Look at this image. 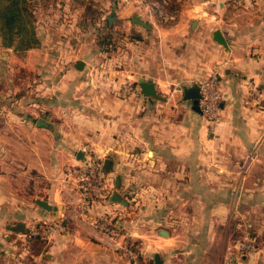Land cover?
<instances>
[{
    "label": "crops",
    "instance_id": "obj_1",
    "mask_svg": "<svg viewBox=\"0 0 264 264\" xmlns=\"http://www.w3.org/2000/svg\"><path fill=\"white\" fill-rule=\"evenodd\" d=\"M150 1L128 0L121 12L129 14L131 27H139L141 40L127 57L130 76L153 82L162 98L140 89L138 96L120 100L108 73L91 69L93 57H82V48L72 52L68 43L24 54L0 48V81L12 82L0 87V98L14 94L0 102V264L27 238L9 229L19 222L28 228L35 221H72L74 228L60 230L49 242L45 253L53 264H128L103 245L106 238L92 226L99 218L129 227L143 258L152 260L148 264H155L157 253L161 264H231V227L248 221L262 230L264 0H188L170 25L150 13ZM134 14L151 27L133 24ZM216 30L228 46L215 42ZM49 61L57 66L45 67ZM79 61L83 69L76 67ZM214 69L223 102L221 122L212 130L181 90ZM39 119L48 127H39ZM9 141L27 152L19 158L20 151L11 148L5 165L1 158L10 149L1 142ZM88 141L111 164L105 196L84 217L64 172L79 163ZM114 194L127 206L114 201ZM238 206L247 209L238 212ZM258 256L235 264H257Z\"/></svg>",
    "mask_w": 264,
    "mask_h": 264
},
{
    "label": "rangeland",
    "instance_id": "obj_2",
    "mask_svg": "<svg viewBox=\"0 0 264 264\" xmlns=\"http://www.w3.org/2000/svg\"><path fill=\"white\" fill-rule=\"evenodd\" d=\"M157 1L160 0H151L149 6L147 7L151 14L156 15L151 7L152 2ZM127 2L128 0H32L36 20V30L41 40V44L38 47H48V45L51 44L54 50H56V46L63 47L64 49V45L68 43V49L72 50V52L74 53L80 52L82 48V57H85L87 60L89 57H93L91 58V61H89V67L91 69L99 70L100 72L104 71L106 74L108 73V77L110 78V80L112 79L114 81V84H116L114 94L117 98L124 101L138 96L140 94V89H142L139 85L140 83H138L140 75L137 74L133 77L130 76L132 73L127 57L129 56L131 47H134L133 49H137V47L141 45V40L138 39L139 32L137 30H139V27H135V25L131 27V25L127 22L129 14L122 15L123 13L121 11L123 9V5ZM187 2L188 0L181 3L177 2V0H169L168 8H182L185 4H187ZM109 16H113L112 23L108 19ZM117 17L119 18L117 19ZM156 17L157 20L164 25L173 24L179 19L178 17L174 21L164 22L157 15ZM46 42L47 44H45ZM54 64H56L55 61H49V64L45 67L51 68ZM111 72H114L115 74ZM213 73H215V69L207 78L199 80L197 79L196 82L194 81L196 86L201 80L210 78ZM8 79L9 78H7V80ZM11 83L12 82L10 80H8V82L4 81L2 82V86L0 84V87H2L1 89H4L8 87V85H11ZM125 84H127L130 92L125 91ZM19 90L20 92H18L17 94H21V91H25V89L21 87H19ZM181 91L183 93V89ZM161 94L163 96L171 95L170 93L166 92H163ZM24 95L28 96L29 94L25 93ZM13 96V93L12 95H6L5 99L0 98V102L5 101L8 103ZM1 143L6 144V148L10 149L8 150V156H6L7 152H4L1 158L5 165L11 162L9 161L11 159V157L9 156L10 154H12L11 148L15 150L16 155L20 151V155H17L19 158H22L24 156L22 154H25L24 152H27V148L23 150L13 148L14 146H12L11 141ZM88 143L91 142H86L84 148ZM83 160H79L78 164H80ZM72 166L68 167V169L65 170V179H67ZM65 182L70 184L73 191L77 192L80 196V192L75 187V183L67 181ZM106 190L107 188L105 189V192ZM105 192L102 196L96 198L94 201L104 197ZM94 201L90 204L89 208L94 203ZM89 208L84 217L88 216ZM237 209L238 212L245 211L247 209V206H238ZM99 219L110 220V218ZM115 220L116 219L112 220L113 223L115 222ZM55 223L35 221L30 225V227H28L29 230L34 229L33 231H35V234H40L43 237L42 240L45 241V244L43 245L44 249L42 253L31 256L30 252H28V237L25 240L19 239V241L15 243V245L17 246V251L15 250V256L11 259L3 258L5 264H53V260L49 256L47 257L45 252L50 250V240L53 239L54 235L57 232H61L57 225L63 224L66 230L74 228V224L71 220H67L66 223L64 220L56 224ZM244 223L245 226L243 225L239 229L238 227H231L232 233L234 235V240H232L231 242L230 246L232 248L230 250L238 251V249H236V247L234 246L238 241H249V239L246 238L255 237L257 240V250L251 254L241 255L239 258V262L241 263L247 257H250V255L258 253L259 261L257 264H264V221L259 222V224H261L262 230H260L256 226L250 227V225H248L250 222L248 223V221H245ZM94 229L97 230L95 227ZM123 229L124 231L131 233V237L127 238L125 240V243L128 247L134 250V252L136 253L135 258H133L131 254L129 255L126 252L127 250L124 248L118 251L108 246L106 241V245L104 243L103 245L106 246L109 250L115 253H119L127 261L128 264L150 263L152 260H145L143 258V255L140 251L139 241L132 237L130 228L124 226ZM99 233L101 234L103 239L104 237H106L102 232ZM247 233L248 235H246ZM13 239H16V237ZM134 260H136L137 263H135Z\"/></svg>",
    "mask_w": 264,
    "mask_h": 264
},
{
    "label": "built area",
    "instance_id": "obj_3",
    "mask_svg": "<svg viewBox=\"0 0 264 264\" xmlns=\"http://www.w3.org/2000/svg\"><path fill=\"white\" fill-rule=\"evenodd\" d=\"M186 0H177L185 2ZM169 0L152 2V10L164 22L174 21L180 16L181 7L169 9ZM125 91L130 92L127 84ZM197 86L200 89L201 98L199 105L204 116L209 120L211 129H215L222 119L223 93L219 86V72L215 71L210 78L201 80ZM257 90L255 89V92ZM84 160L72 166L67 176V181L75 183V187L80 192L78 209L82 216L86 215L90 204L98 197L102 196L106 189L107 172L104 169V162L101 154L94 148L92 143H88L84 148ZM93 226L102 232L106 237V243L112 248L120 251L123 248L127 253L136 257L134 250L127 246L125 240L131 237V233L124 231L123 225L112 220L96 219L92 222ZM59 230H64L63 224L57 225ZM249 241H238L235 245L238 251L230 250L227 253V262L231 264L239 263V258L244 254H251L257 250V240L255 237L246 238ZM234 251V252H233ZM137 263L136 260H134Z\"/></svg>",
    "mask_w": 264,
    "mask_h": 264
},
{
    "label": "trees",
    "instance_id": "obj_4",
    "mask_svg": "<svg viewBox=\"0 0 264 264\" xmlns=\"http://www.w3.org/2000/svg\"><path fill=\"white\" fill-rule=\"evenodd\" d=\"M33 9L32 0H0V48H12L24 54L41 44ZM9 229L27 235L31 256L43 252V237L33 234L24 223L19 222Z\"/></svg>",
    "mask_w": 264,
    "mask_h": 264
},
{
    "label": "water",
    "instance_id": "obj_5",
    "mask_svg": "<svg viewBox=\"0 0 264 264\" xmlns=\"http://www.w3.org/2000/svg\"><path fill=\"white\" fill-rule=\"evenodd\" d=\"M109 21L112 23L113 20V16H109ZM132 23L142 26L144 28H150L151 24L149 22H147L146 20L143 19V16L140 14H134L132 16ZM214 36V40L223 45V46H228L227 40L225 38V36L223 35V33L221 32V30H216L213 34ZM84 62L83 61H79L76 65V67L78 69H83L84 68ZM140 86L142 88V93L148 96H152V97H156V98H162L156 91L155 88V84L153 82H149L146 81L144 78H141L140 80ZM201 98V94H200V89L198 86H188V87H183V99L184 100H191L194 104L193 108L195 110H197L198 112H202L201 107L199 105V100ZM37 125L39 127H48V124L43 120V119H39L37 122ZM85 157L84 152H79L78 155V159L79 160H83ZM111 164V160L110 159H106L104 162V169L106 170V172L108 173L110 171L109 165ZM117 184H119V179ZM113 200L116 202H119L125 206H127V202H125V200H123L122 198H120L119 196H117L116 194H114L112 196ZM38 203L45 209L50 210L51 206L44 200H39ZM167 232L165 230H163L161 232V234L163 235H167ZM161 257L160 255L157 253L155 254V264H161Z\"/></svg>",
    "mask_w": 264,
    "mask_h": 264
}]
</instances>
